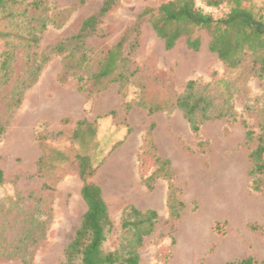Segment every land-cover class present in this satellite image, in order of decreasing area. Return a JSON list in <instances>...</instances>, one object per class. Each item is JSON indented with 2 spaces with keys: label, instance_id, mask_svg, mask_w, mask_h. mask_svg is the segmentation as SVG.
<instances>
[{
  "label": "rangeland",
  "instance_id": "obj_1",
  "mask_svg": "<svg viewBox=\"0 0 264 264\" xmlns=\"http://www.w3.org/2000/svg\"><path fill=\"white\" fill-rule=\"evenodd\" d=\"M81 1L44 0L48 16L62 24H49L40 34L35 50L38 57L75 33L103 0ZM195 2L204 12L220 14L219 9L206 7L203 0ZM157 4V0H119L102 21L105 38L92 40V46L99 52L106 51L138 14ZM253 6L264 7V0H254ZM200 35L197 52L188 50L183 39L166 51L150 25L143 23L133 55L138 75L124 88L114 83L101 92L79 90L73 77L60 81L61 56L50 55L37 81L23 92L15 107L11 95L27 70L22 50L16 52L11 77L8 83L0 84V170L4 175L0 208L5 199L16 194H41L44 183L52 188V219L44 241L33 249L30 264H60L64 247L86 211L74 162L61 164L42 178L37 176L36 163L44 148L61 150L71 161L76 153L91 158L96 167L91 181L101 188L116 226L127 206L157 213L158 222L144 240L139 264H229L247 257L258 263L264 260V188L257 192L251 186V146L245 141L243 124L256 129L255 110L264 100L263 82L250 77L235 94L234 121L203 123L196 134L177 109L149 114L145 107L172 99L190 80L209 83L227 77L223 64L208 51V36ZM2 50L0 41V54ZM80 120L96 130L94 139L86 145L70 139ZM58 132L61 135L55 137ZM154 156L169 161L172 183L183 203L176 220L168 217L166 181L158 179L152 190L142 184V177L154 169ZM209 181L219 185L218 192L222 186L229 189L232 215L208 213V197L201 187ZM12 215H8L9 220ZM113 246L112 240L105 243L106 250ZM0 264L21 261L0 259Z\"/></svg>",
  "mask_w": 264,
  "mask_h": 264
},
{
  "label": "trees",
  "instance_id": "obj_2",
  "mask_svg": "<svg viewBox=\"0 0 264 264\" xmlns=\"http://www.w3.org/2000/svg\"><path fill=\"white\" fill-rule=\"evenodd\" d=\"M157 1L156 8H145L115 44L99 52L91 42L105 38L102 21L119 2L103 0L97 11L83 19L75 33L50 47L48 54L42 53L38 57L35 50L40 34L49 24L60 27L62 23L48 16L44 0H0V41L3 42L0 84L8 83L17 51L22 50L27 66L26 76L13 89V105L16 107L23 92L37 81L50 55L61 56L59 80L73 77L79 90L101 92L114 83L124 88L138 75L139 68L134 64L133 55L138 46L140 27L147 23L163 42L166 51L183 39L188 50L197 52L201 46L200 33H205L208 51L223 64L227 74V77L215 78L209 83L190 80L182 93L172 99L147 104L148 113L177 109L194 134L206 122L234 121L233 98L241 86L250 77H257L264 84V7L254 8V0H203L206 7L220 10V14L215 16L204 12L195 0ZM254 104L257 105V100ZM255 115L256 129L244 121L243 124L245 141L251 146L248 175L252 189L259 192L264 188V100L258 102ZM153 127L152 123L150 129ZM95 133L91 123L80 120L76 122L70 139L86 145L92 142ZM60 135L58 132L55 137ZM68 162L75 163L86 211L64 247L60 264H139L144 240L153 233L158 222L157 213L151 209L141 211L127 206L116 226L110 218L101 188L91 181L96 167L86 154L76 153L71 161L61 150L44 148L36 163V174L42 178ZM153 167L149 176L142 177V184L147 190H152L158 179L166 181L168 217L176 220L183 203L177 198L169 161L154 156ZM3 184L4 175L0 170V188ZM51 192V186L44 183L41 194H16L4 200L0 208V259L18 258L21 264H30L33 249L44 241L52 219ZM26 205L29 207L25 208ZM10 214L13 215L9 220ZM108 240L114 244L111 250L105 249ZM229 264H264V260L258 263L247 257Z\"/></svg>",
  "mask_w": 264,
  "mask_h": 264
},
{
  "label": "bare ground",
  "instance_id": "obj_3",
  "mask_svg": "<svg viewBox=\"0 0 264 264\" xmlns=\"http://www.w3.org/2000/svg\"><path fill=\"white\" fill-rule=\"evenodd\" d=\"M217 186L219 185L215 181H209L201 187V191L208 197V213L212 215H232L234 204L229 189L226 186H222L219 187L218 192L216 190Z\"/></svg>",
  "mask_w": 264,
  "mask_h": 264
}]
</instances>
